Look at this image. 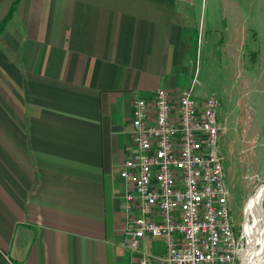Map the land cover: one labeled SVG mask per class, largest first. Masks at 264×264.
<instances>
[{"label": "crops", "instance_id": "0c3cea01", "mask_svg": "<svg viewBox=\"0 0 264 264\" xmlns=\"http://www.w3.org/2000/svg\"><path fill=\"white\" fill-rule=\"evenodd\" d=\"M194 5L0 0V264H138L120 245L132 96L190 84Z\"/></svg>", "mask_w": 264, "mask_h": 264}, {"label": "built area", "instance_id": "2783aa9c", "mask_svg": "<svg viewBox=\"0 0 264 264\" xmlns=\"http://www.w3.org/2000/svg\"><path fill=\"white\" fill-rule=\"evenodd\" d=\"M163 87L132 96L133 150L119 166L125 184L120 245L138 264H238L218 142L219 100ZM158 240L163 250L149 249ZM11 263V262H10ZM12 264V263H11Z\"/></svg>", "mask_w": 264, "mask_h": 264}, {"label": "rangeland", "instance_id": "374dc122", "mask_svg": "<svg viewBox=\"0 0 264 264\" xmlns=\"http://www.w3.org/2000/svg\"><path fill=\"white\" fill-rule=\"evenodd\" d=\"M189 19L201 24L193 32L192 93L198 100L213 95L220 102L223 182L230 224L240 237L244 205L264 180V0H195ZM219 20L222 28L212 29L220 27Z\"/></svg>", "mask_w": 264, "mask_h": 264}, {"label": "bare ground", "instance_id": "6f19581e", "mask_svg": "<svg viewBox=\"0 0 264 264\" xmlns=\"http://www.w3.org/2000/svg\"><path fill=\"white\" fill-rule=\"evenodd\" d=\"M263 193L264 180L244 205L238 264H264V214L261 211ZM248 213L251 215L250 220Z\"/></svg>", "mask_w": 264, "mask_h": 264}, {"label": "trees", "instance_id": "16d2710c", "mask_svg": "<svg viewBox=\"0 0 264 264\" xmlns=\"http://www.w3.org/2000/svg\"><path fill=\"white\" fill-rule=\"evenodd\" d=\"M9 15V14H8ZM2 23H0V27H1Z\"/></svg>", "mask_w": 264, "mask_h": 264}]
</instances>
